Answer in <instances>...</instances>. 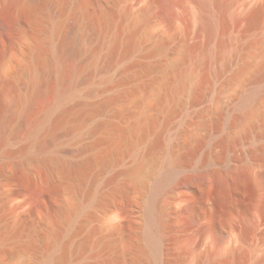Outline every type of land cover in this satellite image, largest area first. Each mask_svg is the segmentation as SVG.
<instances>
[{
    "label": "rangeland",
    "instance_id": "obj_1",
    "mask_svg": "<svg viewBox=\"0 0 264 264\" xmlns=\"http://www.w3.org/2000/svg\"><path fill=\"white\" fill-rule=\"evenodd\" d=\"M41 1L19 0L30 15L14 13L16 26L0 31V88L6 85L2 80H9L11 89L24 91L29 76L41 72L48 51L40 58L36 46L48 41L50 33L36 22L51 14V22L61 27L53 43L59 45L65 38L72 61L87 59L82 71L89 79L78 81L63 101L55 100L45 122L37 127L40 137L36 131L37 135L32 133L31 137H10L6 149L30 144V151L11 159L18 162L34 153L33 144L39 139L51 143L44 155H63L86 143L106 139L108 124L112 123L123 127L125 138L118 147L111 148L103 141L79 157L107 152L91 165L82 182L76 175L50 171L36 163L27 166L31 183L23 182L14 176L15 166L0 155L6 174L0 173V234L8 228L10 231L9 236L0 237V264H34L37 257L43 264H56L55 258L63 253L67 256L64 264H146V211L155 192L163 204L169 205L167 228L160 233L164 244L160 255L167 264H264V114L251 117L242 126L229 125L232 117L244 114L241 99L263 73L264 0H213L215 4L208 9L202 7L201 0ZM168 1L171 7L167 10ZM1 4L0 16L8 18V0ZM148 5L146 24H142L135 46L122 55L125 35L139 27V9ZM126 8L131 11L130 18L123 21L121 14ZM207 13L215 23L211 31L204 21ZM72 22H80L86 33L76 30L68 38L67 28ZM112 37L117 39L118 54L107 70L103 65L111 48L107 40ZM91 47H96L92 57ZM49 52L48 57L52 55ZM203 71L206 83L197 86ZM122 77L125 80L120 81ZM94 89L103 91L95 95ZM118 91L126 92L127 98L98 111L97 107ZM262 102L260 109L264 111ZM76 104L92 116H86L84 124L74 130L69 124L51 129V119L58 111ZM8 107L0 114V122L11 124L17 131L24 124V110L11 108L16 110L14 113ZM96 123L103 126L92 134ZM160 135L164 142L149 154L150 144ZM222 138L227 141L220 142ZM198 139L202 146L189 153ZM115 148L121 154L109 163ZM174 152L180 159L167 165L166 160ZM135 164H142L140 174L120 175L110 183L112 177ZM175 169L174 178L158 188L160 176ZM201 175L205 180L202 186L194 187L192 200L198 208L191 216L179 199L189 190L188 183ZM216 176L227 183L232 200L228 208L216 200ZM240 176L246 179L239 182ZM102 192L115 195L101 200ZM38 194L44 195L43 205ZM24 198H30L31 203L15 209ZM55 204L58 208L51 206ZM32 207L36 223L19 235H11L14 219ZM116 212L131 219L129 231L112 233L110 216ZM55 221L63 230L58 241L51 235ZM88 240L89 248L84 250L82 244Z\"/></svg>",
    "mask_w": 264,
    "mask_h": 264
},
{
    "label": "bare ground",
    "instance_id": "obj_2",
    "mask_svg": "<svg viewBox=\"0 0 264 264\" xmlns=\"http://www.w3.org/2000/svg\"><path fill=\"white\" fill-rule=\"evenodd\" d=\"M3 1L5 2V0H0V4L3 3ZM18 1L19 0H8V8H9V11L11 12V14L8 16V18H3V16L2 17L0 16V31L2 29H5L6 27L10 28V27L16 26V24H17L16 18L17 17L16 18L14 17V13H22V16H24V17H26V16L28 17L30 15L29 11L25 7V5L23 6V5L19 4ZM48 1L56 2V3L57 2H59V3L65 2V0H44V1H41V4H47ZM170 3H169V1H168V3H166L167 10L170 9V7H171ZM214 4H215V2L213 0H201V5L205 9H208L210 6H212ZM4 6H6V4ZM149 8L150 7L148 5V6H145V7H142L139 9L140 11H139L138 17L140 20H138L137 18L136 19L138 21H141V23L138 22L141 25L139 24V27L132 28V30L128 31V33L125 35L124 44H123V48H122V55H127L131 51V49L135 46V38H136L137 34L139 33L140 28H143L142 24L144 23V20L147 19L146 16L149 12ZM130 12L131 11H129L128 9L125 11H122L123 15L121 14V16H122L123 21L128 20V18H130ZM5 14L7 15V12ZM15 16H16V14H15ZM51 16H52V14H51ZM51 16L47 15V18H44L43 20H41V21L39 20L38 22H36L39 26L45 27L47 29V31L50 33V38L48 41L43 42L41 44L40 43L37 44V46H36L37 56L38 57H40V56L44 57V53L46 51H48V53H50V54H51V52H49V51H52V55L50 56V54H49V57L47 56L48 53L47 54L45 53V58L42 59V60H44V67L41 69V72H39L34 77L32 75L29 76V86L24 91H20L17 88L11 89L12 88L10 86L11 82L9 80H2L3 84H6V85H5V87L0 88V114H2V112L6 109L5 108L6 105H10V107L13 109L16 107L17 108V109L15 108L16 110H19V108H23L24 114H25L24 115L25 120H24V124L20 125L21 127H19V129L15 128V129H17V131H14V128L11 124H8V123L2 124L1 123L2 121L0 122V155L5 157V159L7 158L9 164H13L15 166L16 172H15L14 176L18 177L23 182L31 183L30 174L27 170V166L30 163H36V164H39L40 166L42 165L47 170L59 172L61 174L76 175L79 177V180L82 182L87 177V175L89 173V169H90V167H92L91 165L94 162L96 163L97 160L103 159L105 157V155H107V154H105L107 152H100L99 151L97 154H95L91 157H88V158H84V159H79V157H81L83 154H85L89 149L95 148V147L97 148L101 144V142H103V141L109 142V144L111 145V148L114 146L118 147L117 145L120 142H123L124 141L123 139L125 138V132L122 130L123 127H121L118 124H113V123L108 124L109 131L107 130L108 129L107 128L106 132H108L109 135L107 134L108 137L106 139L100 138V139L95 140L92 143H86L82 146H79L78 148L67 151L63 155H53V156L44 155L45 154L44 151L46 149H48V147L51 145L50 141H48L47 139L36 140V143L34 141H31V142H34V144L33 143L32 144L34 145V147L36 149L35 152L32 154H28L27 157L21 159L20 161L18 160V162H16L17 160L14 161V159L12 160L11 158L16 154L23 155V154L27 153L28 151H30V148L28 150V146H30V144H28V146L24 145L17 150H14V149L10 150V149L5 148L6 143L10 139L11 136L12 137L13 136H19L20 137L21 135H29L30 136V134L35 133L38 125L40 126L39 123L41 121L43 122V120H46V118L48 117L49 111H50V109H52V104L55 102V100L56 99L62 100L63 97L66 98L65 96H67L68 93H70L74 90L78 81L81 80V82H82V81H85V79H89L88 76L84 75L83 71H82V64L87 62V59L84 61H81V62L78 61V63L72 61L70 59V56H69L70 49H69L67 43L65 42V38H64V40L62 39L63 42L59 45L58 44L55 45L53 43V39L56 37V35L58 34V30L61 29V27L58 29L57 25H60V24L57 23V25H56V24L51 22L52 21ZM4 17H7V16H4ZM53 19H55V18L53 17ZM204 21H205L206 26L210 29V31L214 29L215 23H214V19L212 18L211 14H208V13L205 14ZM91 24L95 26L96 20H93ZM144 24H146V21ZM10 29H13V28H10ZM76 30L81 31L84 34L86 33L85 27L80 22H74V23L72 22V24H69V26L67 28V32H66L67 37L69 38L70 35L72 36L73 33H71V32H74ZM104 41H105V38H104ZM107 41L110 43L111 48L109 50L108 55L105 58L103 68L108 70V69H110L112 61L114 60V58L118 54V43L116 42L117 39L115 41L113 37H112V39H109ZM219 48H221V46ZM89 52H90L91 57L95 56L96 55V47H91ZM184 56L186 57L187 55H184ZM89 58L90 57H88V60H89ZM131 67H129V68H131ZM261 67L263 69V73L254 79V81L250 84V86L248 87L247 91L245 92V94L243 95V97L241 99L240 106L245 110L244 114L242 116L232 117L230 122H229V125L232 128L234 125H240V124L243 125L246 121H249V119H251V117H253L255 115L257 116L258 114H264V111H262L260 109L261 106L263 105L262 101L264 100V63ZM141 69H142V67H141ZM145 69H147V68H144V70ZM203 70L205 71V69H203ZM204 71H203V74L200 72L201 78L200 79L198 78L199 79V85H197V86H202L203 84L206 83V72H204ZM236 76H237V74H236ZM122 78L123 79H120V81L125 80V77H122ZM127 79L128 78L126 77V80ZM196 84H198V83H196ZM197 90H199V88ZM102 91H103V89H94V90H92V93L97 95V94L101 93ZM169 92L170 91H168V93ZM171 93L172 92H170L169 94H171ZM193 94H195V92ZM195 96H197V95H195ZM125 98H127V93L123 92V91H118L116 94H114L112 96L110 101L104 103L100 108L97 107V109H98V111H102L103 109H105L106 106H108L112 103H115L117 101H121ZM58 101L61 102L60 100H58ZM118 103H120V102H118ZM55 106H57V105H55ZM11 108H9V109L12 111H15L14 113H16V110H13ZM86 116L91 117L92 115L88 114V111L86 113V111H84V109H81L80 106L77 104L74 106L63 107L58 111L56 116L53 119H51V121H52V124H51L52 128L51 129H56V127L60 124H69L70 129L74 130V129H76L79 126L84 124ZM0 119H1V117H0ZM242 125H240V126H242ZM102 126H103L102 123H96L91 129V133L94 134ZM42 130H43V128H42ZM138 130L139 129H137V131ZM36 132H38V134H39L38 137H40L41 132L39 133V130ZM243 133H244V131H243ZM33 135L35 136V135H37V133H35ZM34 136H32L33 139H34ZM41 138H42V136H41ZM28 139H29V137H28ZM163 140H164L163 135L162 136L160 135L159 137H157V139H155V141L153 140L154 142L152 141V143L150 144L148 153L150 154L152 151H154L156 148H158L164 142ZM226 141H227L226 138H222L220 140V142H222V143H224ZM109 144H108V147H109ZM201 144H203L202 140H199V139L196 140L194 142V146L192 147V149L190 148L191 150L189 153L195 152L199 147L202 146ZM110 150L112 151V149H110ZM115 151L116 152H114L115 153L114 156L110 157V159L107 160L109 163H111L112 161L117 160L119 158L118 155L121 154L119 152L120 150L117 148ZM111 153H113V151ZM148 153H147V155H148ZM181 157H182V155H181ZM177 158L180 159V157H177L175 152H174L173 155L169 159L166 160L167 165L174 162V161H177ZM105 161H106V159H105ZM174 163H176V162H174ZM142 167H143L142 164H135L133 166L125 168L119 174L112 177L110 179V183H114L115 180L118 179L117 177H119L120 175H128L129 177L130 176L136 177L142 171ZM4 168H5L4 164L0 165V173H2V175L6 176V174L4 173ZM176 173H177V171L175 169V170H170V171L168 170V172L162 174L158 180V186L157 187L161 188L162 186H164L167 182H169L172 178H174ZM239 175L240 174H238V176ZM243 179H246V178L244 176L238 177L239 182L243 181ZM204 180H205L204 177L201 175V176L196 177L194 180L190 181L188 183L189 190H187V192L185 193V196H181L182 198L179 199V202L184 203V210L187 213H189L191 216L196 214V210L198 208L197 203L192 200V198L195 197L194 196V194H195L194 187H196L197 185L202 186L204 184ZM194 184H195V186H194ZM214 187H215L214 194H215L217 202L222 204L225 208H228L231 205L232 200L230 198V195H229V192L227 189L226 181L223 178L216 176V181L214 183ZM113 189H115V187ZM112 195H115V194H113V192H102L100 195V199L105 200V199L111 197ZM43 197H44V195H42V194L37 195V199H39L41 205L44 204ZM177 202H178V199H177ZM30 203H31L30 198H24V199H21L19 202H17V204H15L14 207H15V209L20 210V208L27 206ZM51 206H53V208H58V207H56V204L51 205ZM63 210H64V208H63ZM69 211H71V210H69ZM34 212H35V209L32 207L28 211H26V212L20 214L18 217H16L13 221V225H12L13 227L11 228V235H17V234L19 235L21 232H23V230L26 227L35 224L36 220H35V213ZM71 213L74 214V212H71ZM71 213L69 215H71ZM168 213H169V205L163 204L159 199L158 192H155L152 195V198L150 200V204L147 207V211H146L147 231H146L145 237H146V250H147V253L149 256V262L146 264H167V262L165 260H163L161 258V255H160L163 248H164V244H163V241L161 239L160 233L163 232V230L167 228L166 216L168 215ZM48 216H49V214H48ZM110 218L112 221V224H111L112 233L127 232L130 230L129 228H130L132 221H131V219L128 218V216L125 213L116 212L114 214H111ZM124 219H126V220H124ZM55 222L56 223L53 224V227L51 230V235L55 241H58L60 238V235H62L61 234L62 228L60 229V227H59L60 223L58 225L57 221H55ZM8 229H6L5 231H3L0 234L1 238H5V237L9 236L8 233L10 234V231H8ZM93 231H95V230H93ZM32 243H33V239H30L28 241V245L31 246ZM89 245H90V241L89 240L85 241L82 244V246H83L82 248H84V250H85V248L86 249L89 248L88 247ZM66 257H67L66 253H63V254H60L59 256H57L55 258L57 260L56 264H64V261H67ZM34 260H35V261H33L34 264H43L40 257H37ZM48 263H49V261H48ZM84 264H86V263H84ZM87 264H91V263H87ZM209 264H213V262L210 261Z\"/></svg>",
    "mask_w": 264,
    "mask_h": 264
}]
</instances>
